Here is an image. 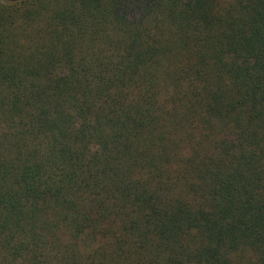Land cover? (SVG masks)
<instances>
[{
  "label": "trees",
  "instance_id": "obj_1",
  "mask_svg": "<svg viewBox=\"0 0 264 264\" xmlns=\"http://www.w3.org/2000/svg\"><path fill=\"white\" fill-rule=\"evenodd\" d=\"M0 264H264V0H0Z\"/></svg>",
  "mask_w": 264,
  "mask_h": 264
}]
</instances>
